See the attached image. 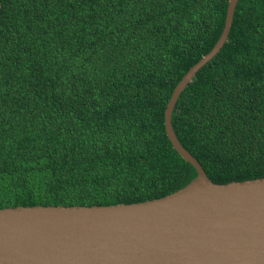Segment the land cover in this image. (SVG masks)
I'll use <instances>...</instances> for the list:
<instances>
[{"label":"trees","instance_id":"obj_1","mask_svg":"<svg viewBox=\"0 0 264 264\" xmlns=\"http://www.w3.org/2000/svg\"><path fill=\"white\" fill-rule=\"evenodd\" d=\"M229 0H0V207L160 198L196 168L165 109ZM180 142L217 183L264 177V0L181 92Z\"/></svg>","mask_w":264,"mask_h":264},{"label":"water","instance_id":"obj_2","mask_svg":"<svg viewBox=\"0 0 264 264\" xmlns=\"http://www.w3.org/2000/svg\"><path fill=\"white\" fill-rule=\"evenodd\" d=\"M238 1L165 109L167 135L196 177L140 202L0 207V264H264V177L214 182L172 124L181 92L227 41Z\"/></svg>","mask_w":264,"mask_h":264}]
</instances>
